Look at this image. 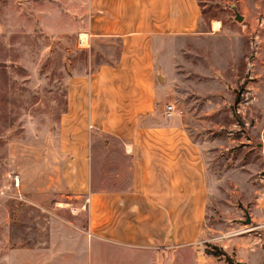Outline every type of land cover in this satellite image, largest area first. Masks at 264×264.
Here are the masks:
<instances>
[{"label":"rangeland","instance_id":"rangeland-1","mask_svg":"<svg viewBox=\"0 0 264 264\" xmlns=\"http://www.w3.org/2000/svg\"><path fill=\"white\" fill-rule=\"evenodd\" d=\"M198 2L202 24L216 20L218 29L166 50L175 53L170 102L206 161L204 241L150 264H264V0ZM80 10L72 0H0V264H38L40 243L62 237V219L86 221L83 207L74 215L81 199L31 200L18 186L25 155L56 149L70 79L118 54L117 45L87 46ZM110 153L118 174V147Z\"/></svg>","mask_w":264,"mask_h":264},{"label":"crops","instance_id":"crops-1","mask_svg":"<svg viewBox=\"0 0 264 264\" xmlns=\"http://www.w3.org/2000/svg\"><path fill=\"white\" fill-rule=\"evenodd\" d=\"M72 3L87 46L117 45L118 54L70 79L56 149L22 158L18 186L31 200L81 199L74 215L86 213L82 225L62 219V237L40 243L38 264H150V256L194 249L204 241L207 167L180 114H166L177 83L166 46L215 31L216 20L202 24L198 0ZM117 147L118 174L110 156ZM31 248L24 254L34 258Z\"/></svg>","mask_w":264,"mask_h":264},{"label":"water","instance_id":"water-1","mask_svg":"<svg viewBox=\"0 0 264 264\" xmlns=\"http://www.w3.org/2000/svg\"><path fill=\"white\" fill-rule=\"evenodd\" d=\"M234 13H235L234 19L238 22L242 21L243 16L235 9V7H234ZM258 146L263 147V149H264V144L258 143ZM246 215H247V217H246L245 223H249L250 218H249L247 212H246Z\"/></svg>","mask_w":264,"mask_h":264},{"label":"built area","instance_id":"built-area-1","mask_svg":"<svg viewBox=\"0 0 264 264\" xmlns=\"http://www.w3.org/2000/svg\"><path fill=\"white\" fill-rule=\"evenodd\" d=\"M175 113L181 114L182 110L181 109H175L174 105L169 103L166 105V114L167 116L174 115Z\"/></svg>","mask_w":264,"mask_h":264},{"label":"bare ground","instance_id":"bare-ground-1","mask_svg":"<svg viewBox=\"0 0 264 264\" xmlns=\"http://www.w3.org/2000/svg\"><path fill=\"white\" fill-rule=\"evenodd\" d=\"M213 26H214L215 29L218 28L219 27V22L218 21L214 22Z\"/></svg>","mask_w":264,"mask_h":264},{"label":"trees","instance_id":"trees-1","mask_svg":"<svg viewBox=\"0 0 264 264\" xmlns=\"http://www.w3.org/2000/svg\"><path fill=\"white\" fill-rule=\"evenodd\" d=\"M215 255H218V254H215Z\"/></svg>","mask_w":264,"mask_h":264}]
</instances>
